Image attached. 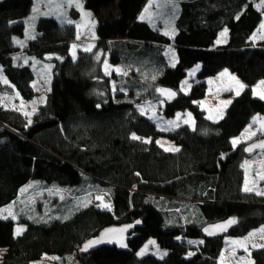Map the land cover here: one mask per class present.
<instances>
[{
    "label": "trees",
    "instance_id": "trees-1",
    "mask_svg": "<svg viewBox=\"0 0 264 264\" xmlns=\"http://www.w3.org/2000/svg\"><path fill=\"white\" fill-rule=\"evenodd\" d=\"M258 1L185 0L175 34L168 36L138 19L147 0H83L92 14H111L96 25L93 47L74 58L73 23L39 17L33 35L25 37L20 19L34 0H0L3 86L32 101L33 61L52 64L50 89L31 121L0 106V209L16 202L25 186L43 188L34 208L24 206L17 219L0 217V264H34L45 254L55 256V264H218L225 237L264 224V196L243 189L246 143L232 144L255 115L264 114V99L252 93L264 78V38L252 40L262 20ZM224 29L226 41L215 45ZM167 46L174 48L173 64ZM106 60L135 70L107 74ZM197 65L184 92L181 84ZM223 69L245 87L221 119L211 120L197 102L206 94V79ZM162 88L174 98L164 99L157 91ZM146 101L161 102L165 118L191 113L194 127L159 130L137 111ZM159 138L178 150H164ZM95 194L109 199L111 211L92 204ZM226 219L235 223L223 236L203 235L206 225ZM17 223L24 225L19 235ZM112 224H134L129 251L100 247L79 253L77 247ZM150 238L166 250L163 257L136 255ZM250 257L264 264V247L252 249Z\"/></svg>",
    "mask_w": 264,
    "mask_h": 264
},
{
    "label": "rangeland",
    "instance_id": "rangeland-1",
    "mask_svg": "<svg viewBox=\"0 0 264 264\" xmlns=\"http://www.w3.org/2000/svg\"><path fill=\"white\" fill-rule=\"evenodd\" d=\"M149 3L150 4H148L147 9L145 8L140 19L149 14L150 21L157 27L159 23L162 24L161 27H158L160 31L171 36V32L174 29L173 25L164 26V21L167 22L171 20L174 15V13L169 10V6L171 5L164 0H151ZM77 5H79V7ZM258 6L262 10V20L253 33L252 40L264 38V27H261V25L264 24V0H259ZM109 14V9L102 10L98 15L92 14L84 7L83 0H34L31 11L26 16L22 17L20 21L25 25V37H31L33 35L35 22L39 17H53L61 23H73L75 25L76 34L74 40L71 42L70 55L75 58L79 50H90L93 47L96 41L95 27L99 21L107 18ZM217 40L222 41L219 44L225 42L221 35L215 40V45L218 44L216 43ZM173 49V47L169 46L165 51V55H170L167 58L170 64L175 62V51ZM41 63L39 60H35L32 65L35 73L33 85L36 93L32 101L21 99L15 90L10 91L9 88L3 86V84L7 85V81L0 73V85L3 86L0 87V106L16 109L26 115L29 121L32 120L33 114L38 106L45 102V98L50 89L52 64L48 61H42ZM197 66L192 67L188 71L187 77L182 82L181 90L184 92L190 89L195 74L199 69V65ZM132 69L131 66L122 65V63L111 64L107 60L103 64V70L107 74L115 72L124 75L129 73ZM206 84V94L197 104L199 108L204 111L205 116L211 120L221 119L224 115L225 108L233 97L238 95L237 93H240L245 87V83L227 69H223L217 75L207 78ZM241 85H243V87H241ZM254 89L255 91H253ZM252 93L254 96H259V98H261V95H264V85H260L259 88L252 87ZM162 105L163 104L159 101H146L137 106V111L141 114L143 113V115L150 119L155 126L162 131H169L180 125H193L194 119L189 112L178 113L173 119L165 118L162 115ZM255 117L258 119V117H264V114H258ZM259 120L260 119L252 121V123L242 130L238 136L232 138V142L234 140L237 141V146L239 143L241 144V142L247 144L254 139L260 138L259 136L264 133V118L261 121ZM255 121H259V123ZM156 143L166 150H171L176 147L173 142L165 138L157 139ZM243 165L245 172L243 189L247 187L252 189L251 192H255L256 194L264 193V152H256L252 156H248L243 162ZM40 187L41 185L36 184L34 186L28 185L22 188L21 194L16 202L0 209V216L6 214L8 216L12 215V217H18V215L23 213L22 211L25 209L24 206H28L30 209L34 208L32 204L35 198L40 196L43 191V188ZM258 195L264 196V194ZM106 199L109 201L107 197ZM91 201L93 202V198ZM23 226L24 225L19 223L15 224L14 232L16 235L17 229H21ZM149 241H153L154 243L150 244ZM225 241L226 244L221 251L218 264H253L250 251L254 248L264 247V224L251 230L244 236L238 238L225 237ZM142 249L144 250L143 254L138 255ZM3 252L4 249L0 248V259ZM146 253H153L158 257H163L166 254V250L159 247L155 240L150 238L136 251V255L138 256H142ZM34 264H55V256L45 254L35 261Z\"/></svg>",
    "mask_w": 264,
    "mask_h": 264
},
{
    "label": "water",
    "instance_id": "water-1",
    "mask_svg": "<svg viewBox=\"0 0 264 264\" xmlns=\"http://www.w3.org/2000/svg\"><path fill=\"white\" fill-rule=\"evenodd\" d=\"M45 59L48 60V57H45ZM164 90H166V91L162 92L164 99L174 98L175 95L169 96V94H168L169 92H172L170 89H164ZM261 145H264V138H258V139L252 140L251 142L245 144V146H244L245 154L247 156H252L256 152H264V147H262ZM229 220H231V219H226V220L214 223V224L206 225L202 230L203 235L207 238H214V237L223 236L231 226V224L230 225L227 224V222ZM129 225H131V227H128ZM133 225L134 224H121V225L112 224L110 226L102 228L97 233L96 236L91 237L82 243V245L79 249V253L84 255V254L90 253V252H92V251H94L100 247H115L119 251H129V249L127 247V243L129 240H131L132 238L135 237ZM217 225H224L225 227L218 228V227H216ZM110 229L113 231H108ZM120 229H125V230L123 232H121V231H119ZM205 229H207L208 231H205ZM209 233H212V234H209ZM101 239L104 242L95 244L92 247L85 249V245L89 241L101 240ZM109 240H111L112 242L108 243ZM122 244L125 246L121 247Z\"/></svg>",
    "mask_w": 264,
    "mask_h": 264
},
{
    "label": "crops",
    "instance_id": "crops-1",
    "mask_svg": "<svg viewBox=\"0 0 264 264\" xmlns=\"http://www.w3.org/2000/svg\"><path fill=\"white\" fill-rule=\"evenodd\" d=\"M151 0H147V2L145 3V5L143 6V8H142V10L140 11V13H139V15H138V19L139 20H142V21H146V22H150V24H152L153 25V23L150 21V16H149V14H147V16H145V17H143L142 19H140V17L142 16V14H143V11L145 10V8L147 9V6H148V4H150L149 2H150ZM153 1V0H152ZM165 2H167L169 5H171V6H169V10H171V12L172 13H174V15H173V18L171 19V20H168L167 22L166 21H164V26H167V25H173V30H172V32H171V36H173L174 34H175V20L177 19V17H178V15H179V13H180V11H181V5H182V3L183 2H185V0H164ZM176 6V7H175ZM111 14V13H110ZM159 26L158 27H161V25L162 24H158ZM227 30V29H226ZM225 31V29L224 30H222L221 32H224ZM221 32H219V34H218V36H220V33ZM217 36V37H218ZM217 39V38H216ZM222 39L224 40V41H226V39H227V31H226V33H225V35L222 37ZM167 47H169V46H167ZM166 47V48H167ZM170 47H172V46H170ZM174 50V49H173ZM166 51V50H165ZM166 58H168V56L166 55ZM174 61H176V54L174 55ZM122 65H127V64H122ZM127 66H131L133 69L129 72V73H127V74H130V73H132L134 70H135V67L134 66H132V65H127ZM262 81V80H261ZM261 81H259V82H257L254 86H253V88H259V86L260 85H262L260 82ZM263 81H264V79H263ZM260 84V85H259ZM263 86V85H262ZM256 97H259V96H256ZM179 113H181V112H179ZM178 113H176L175 115H177ZM256 116V115H255ZM253 117L252 119H251V121H250V123L249 124H251L252 123V121H254V120H258V119H260L259 121H261L264 117H258V119H256L257 117ZM173 119V118H172ZM259 121H255V122H258L259 123ZM248 124V125H249ZM188 127H190L191 129L194 127V122H193V125L192 126H190V125H188V124H186ZM247 125V126H248ZM181 126V125H180ZM246 126V127H247ZM245 127V128H246ZM244 128V129H245ZM264 130V129H263ZM241 143H244V142H241ZM240 144V143H239ZM176 146V145H175ZM234 146V145H233ZM236 146V145H235ZM174 149H178V147L176 146ZM164 150H166V149H164ZM168 151H174L173 149H171V150H169L168 149ZM176 151V150H175ZM245 161V159L243 160V162ZM243 162L241 163V168H242V171H243V185H244V181H245V172H244V165H243ZM24 188V187H23ZM12 204V203H11ZM4 216H8V215H6V214H2L0 217H4ZM12 216V215H11ZM13 219H16L17 217L16 216H13L12 217ZM21 229H24V226L21 228Z\"/></svg>",
    "mask_w": 264,
    "mask_h": 264
},
{
    "label": "snow or ice",
    "instance_id": "snow-or-ice-1",
    "mask_svg": "<svg viewBox=\"0 0 264 264\" xmlns=\"http://www.w3.org/2000/svg\"><path fill=\"white\" fill-rule=\"evenodd\" d=\"M78 7H79V5H77ZM261 27H264V24H262L261 25ZM226 29H225V31L224 32H221L220 33V35H221V37H223L224 35H225V33H226ZM222 41L221 40H217V42L216 43H221ZM198 67V66H197ZM262 85H264V81H261L260 82ZM241 87H243V85H241ZM157 91H160V92H164V91H166V90H164V89H157ZM253 91H255V89L253 90ZM169 94V96H174L175 95V93L174 92H169L168 93ZM237 94H239V93H237ZM261 99H264V95H261ZM97 107H99V105L97 106ZM143 114V113H142ZM171 123V122H170ZM132 139H140L139 137H137L135 134H133L132 135ZM233 143V145L235 146L236 145V143H237V141H233L232 142ZM262 147H264V145H261ZM174 151L175 150H178V149H173ZM250 150V149H249ZM245 191H252V189H250V188H245L244 189ZM257 194H264V193H257ZM104 207L105 208H107V207H109L108 205H104ZM137 223H140V221H137ZM233 223H235V220H229L228 222H227V224H233ZM128 227H131V225H129ZM216 227H218V228H223V227H225L224 225H217ZM125 229H120L119 231H121V232H123ZM23 231V229H20V228H18L17 229V235H19L21 232ZM108 231H113V230H108ZM205 231H208L207 229H205ZM209 234H212V233H209ZM251 235V234H250ZM102 242H104L102 239L101 240H93V241H89L86 245H85V249H87V248H89V247H92L93 245H95V244H98V243H102ZM112 241L111 240H109L108 241V243H111ZM149 243L151 244V243H154L153 241H149ZM125 245H121V247H124ZM143 249L141 250V252L140 253H138V255H141V254H143Z\"/></svg>",
    "mask_w": 264,
    "mask_h": 264
},
{
    "label": "bare ground",
    "instance_id": "bare-ground-1",
    "mask_svg": "<svg viewBox=\"0 0 264 264\" xmlns=\"http://www.w3.org/2000/svg\"><path fill=\"white\" fill-rule=\"evenodd\" d=\"M168 56H170V55H168ZM104 196H102V194L101 195H98V197H96L95 200H96V202L98 203L99 206H101L104 210H107L109 207H111L110 204H109L111 202L108 201L106 199V197H104ZM104 205H108L109 207L105 208Z\"/></svg>",
    "mask_w": 264,
    "mask_h": 264
},
{
    "label": "built area",
    "instance_id": "built-area-1",
    "mask_svg": "<svg viewBox=\"0 0 264 264\" xmlns=\"http://www.w3.org/2000/svg\"><path fill=\"white\" fill-rule=\"evenodd\" d=\"M98 195H101V194H95V195H94L92 204L95 205V206H97V207L100 208L101 210H104L101 206L98 205V203H97L96 200H95L96 197H98ZM109 204H110V206H111V203H109ZM111 209H112V206L109 207L107 210H104V211H110ZM77 250L79 251V248H78V247H77Z\"/></svg>",
    "mask_w": 264,
    "mask_h": 264
}]
</instances>
